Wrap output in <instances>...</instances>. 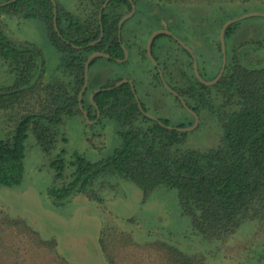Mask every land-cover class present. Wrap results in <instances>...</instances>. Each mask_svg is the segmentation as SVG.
Listing matches in <instances>:
<instances>
[{"label":"trees","instance_id":"1","mask_svg":"<svg viewBox=\"0 0 264 264\" xmlns=\"http://www.w3.org/2000/svg\"><path fill=\"white\" fill-rule=\"evenodd\" d=\"M5 1L8 0H0ZM77 1L76 8L71 11L55 0L59 32L54 28L51 0H16L0 5V20L3 15H8L39 18L45 22L48 41L61 54L69 75L68 80H45L44 64L38 61L40 51L28 44L12 42L0 24V71L13 77L12 85L0 88V115L15 125L10 138L0 139L2 185L22 182L25 141L29 133L35 136L42 151L49 154L56 145L63 116L83 114L79 93L84 84L88 56L103 52L110 56L107 59L116 61L124 57L122 44L127 49L130 45L123 37L127 21L122 26L121 41L118 36V23L131 10L129 0H111L102 10L101 18L100 10L106 0ZM133 2L136 6L147 7L159 22L160 29L174 34L179 31L185 37L196 34L199 21L194 20L193 15L188 21L184 16L186 7L180 9L182 5L176 0ZM250 3L264 8V0H198L189 5L202 8L198 12L201 16L207 13V18H210V11H206V7H214L216 34L212 38L209 34L211 40L208 41L217 50V55L213 61L214 73L208 80L217 76L222 63L221 25L235 18L242 11L239 7ZM152 6L156 11H151ZM162 20L168 23L163 25ZM101 24L102 39L90 44L99 38ZM237 25L238 21L226 29L227 61L222 77L213 85H206L197 78L191 54L175 38L161 33L152 43V54L163 74H170L171 80L176 82L169 85L198 115L199 124L210 123L217 128L215 147L208 150L186 147L190 131L169 129L143 114L129 83L113 87L122 78L98 86L113 88L95 93L88 104L85 100L89 92L87 87L82 102L89 119L97 116L95 105L100 116L116 119L120 145L112 155L98 161L75 155L69 162L68 176L64 174L63 156L54 159L51 166L56 170L55 181L48 189L54 203L63 204L76 195L102 203L101 192L115 187L116 180L124 179L135 183L144 195L161 187L175 189L180 214L189 218V234L201 240L224 246L247 221L254 222L264 233V23H258L260 35L233 41L239 31ZM161 37H167L186 57L177 58L172 44L159 43ZM179 38L185 42L183 37ZM155 49L161 51V58L155 55ZM169 53L178 62L177 74L171 71L173 63L164 61V56L168 57ZM97 59L92 60L90 66ZM153 66L156 71L152 77L153 86L163 87L190 117L175 126L191 125L194 116L164 87L157 67ZM202 69L199 68V72L203 77ZM139 99L147 111L145 102ZM158 119L171 125L168 117ZM2 224L13 235L7 239L0 231V254L7 256L11 264H19L20 257L21 261L31 264H71L56 252L54 238H42L23 219L7 218ZM98 246L106 264H206L200 254L188 255L166 241L137 243L129 233L113 226L102 229ZM249 249H253L259 263L264 264V240Z\"/></svg>","mask_w":264,"mask_h":264},{"label":"rangeland","instance_id":"2","mask_svg":"<svg viewBox=\"0 0 264 264\" xmlns=\"http://www.w3.org/2000/svg\"><path fill=\"white\" fill-rule=\"evenodd\" d=\"M56 1L71 11L76 8L78 2L77 0ZM193 1L198 0H176L182 5L180 9L186 7L187 12L186 14L184 12V16L188 21L192 15L194 20L199 21L195 29L196 34L187 37L179 31L175 34L183 37L195 53L199 62L198 68L202 69L204 63L202 74L203 78L208 80L214 73L213 61L217 55V50L208 40L216 34L217 22L214 19V7H206V11H210V18H207V13L201 16L198 12L202 8L189 6ZM140 7L136 6V12L127 20L123 29V37L130 43L128 60L117 62L100 57L90 66L86 104L91 101V94L98 89V86L118 78L130 79L135 85L138 97L145 102L147 112L157 118L168 117L170 124L175 126L190 117L163 87L153 86L151 83L156 71L144 49L147 48L149 37L160 29V25L147 7ZM239 9L242 11H239L236 17L251 12L264 13V8L255 3L244 5ZM151 11L156 9L152 6ZM259 22L264 23L263 16L239 20L237 25L239 31L233 41L260 35L262 31ZM167 23V20L161 21L163 25ZM0 24L12 42L28 44L40 51L41 56L38 61L44 64L45 80H68L69 75L62 63L61 54L48 41L43 20L3 15ZM159 43L166 46L172 44L171 46L176 49L177 58L186 57L167 37H161ZM154 53L161 58V51L155 49ZM172 55L171 53L167 55L168 57L165 55L164 61L168 60L166 63L171 61L173 63L171 67L174 69L171 71L177 74L178 62ZM164 74L168 84H176L171 80L170 74L166 72ZM12 81L13 77L8 72L0 71V88L9 87ZM14 128L15 125L9 118L0 115V139L10 138ZM118 130L119 125L114 118L100 116L88 121L83 114L63 116L62 123L58 127L56 145L49 154L42 151L35 136L29 133L25 141L22 182L12 186L0 184V231L5 238L10 239L13 234H10V230L7 226L1 225V222L7 218L23 219L37 230L42 238H54L57 242L56 252L71 264H106L98 246V236L103 228L113 226L129 233L137 243L166 241L188 255L200 254L206 264H260L253 249L247 250L264 240V233L255 227L254 222L243 223L237 234L224 246L218 242L201 240L198 236L189 234V218L180 214L177 206V191L172 188L161 187L144 195L135 183L119 179L118 182L116 180L115 187L105 188L101 192L102 203L90 202L85 196L76 195L63 204H55L48 193L49 187L54 184L56 173L51 162L62 155L66 163L64 174L68 176L71 171L69 162L75 155L83 156L90 161L106 158L120 145ZM217 143V128L210 123L202 122L188 133L185 146L208 150ZM0 264H11V262L7 256L0 254ZM19 264L31 263L21 261L20 257Z\"/></svg>","mask_w":264,"mask_h":264},{"label":"water","instance_id":"3","mask_svg":"<svg viewBox=\"0 0 264 264\" xmlns=\"http://www.w3.org/2000/svg\"><path fill=\"white\" fill-rule=\"evenodd\" d=\"M13 1H16V0H8V1H5V2H0V5H7L9 4L10 2H13ZM54 4V17H53V24H54V28L57 32L58 31V24H57V7H56V2L55 0H51ZM111 0H106L104 2V4L102 5L101 7V10H100V14H99V18H101V13H102V10L106 7V5L110 2ZM130 3H131V10L130 12H128L125 16H123L119 23H118V36H119V41H121V30H122V26H123V23L125 21H127L129 18H131L134 13H135V10H136V5L135 3L133 2V0H129ZM252 16H264V13H259V12H251V13H245V14H242L238 17H235V18H232V19H229L227 20L226 22H224V24L222 25L221 27V30H220V34H219V38H220V44H221V50H222V63H221V67H220V70H219V73L217 74V76L215 78H213L212 80H206L202 77V75L200 74L199 72V68H198V60H197V57L195 55V53L192 51V49L185 43L183 42L176 34H174L173 32H171L170 30H167V29H159L157 31H155L154 33L151 34V36L149 37L148 39V42H147V48H146V51H147V56L149 57V59L152 61V63L157 67L158 69V72H159V75L161 77V80H162V83L164 85V87L169 91L171 92L173 95L177 96L182 105L184 106V108L190 112L193 116H194V121L191 125L189 126H184V127H180V126H172V125H166L164 124L162 121H160L157 117L149 114L142 106L141 102H140V99L136 93V89L134 87V83L132 80L130 79H122L120 80L119 82H117L115 84V86L113 87H117L123 83H129L132 87V91L134 93V96L136 98V101H137V104H138V107L139 109L141 110V112L143 114H145L147 117L151 118V119H154V120H157L162 126L164 127H167L169 129H176L178 131H192L194 130L195 128H197L198 124H199V117L198 115L191 109L188 107L187 103L184 101V99L178 94V92L176 90H174L171 86H169V84L165 81L164 79V76H163V72L161 70V68L159 67L158 65V62L157 60L154 58L153 54H152V43L155 39V37L158 35V34H161V33H164V34H168L170 36H173L186 50H188V52L191 54L192 58H193V69H194V73L195 75L197 76V78L204 84L206 85H213L215 83H217L220 78L222 77L223 75V72H224V69H225V65H226V61H227V53H226V42H225V32H226V29L229 25H231L232 23L236 22V21H239L241 19H245V18H248V17H252ZM103 34H104V31H103V26L101 24V27H100V36L97 40L91 42L90 44H95L97 42H99L102 37H103ZM59 35H61L59 33ZM76 47V46H75ZM122 48L124 50V57L122 59H116L117 62H125L128 60V57H129V51L128 49L122 44ZM99 57H105V58H110V56L106 53H103V52H93L91 53L86 62H85V68H84V84H83V87L79 93V106H80V109L84 115V117L88 120V121H91L89 119V116H88V113L87 111L85 110L84 106H83V95H84V92L88 86V82H89V68H90V63L92 60L96 59V58H99ZM113 87L109 86V87H104V88H98L96 90L93 91V93L91 94V100H93V97H94V94L95 93H98L100 91H104V90H108V89H112ZM2 93V92H0ZM96 108H97V118L100 117V111L98 109V106L95 105Z\"/></svg>","mask_w":264,"mask_h":264},{"label":"flooded vegetation","instance_id":"4","mask_svg":"<svg viewBox=\"0 0 264 264\" xmlns=\"http://www.w3.org/2000/svg\"><path fill=\"white\" fill-rule=\"evenodd\" d=\"M135 12H136V10H135ZM165 29V28H164ZM173 37V36H172ZM174 38V37H173Z\"/></svg>","mask_w":264,"mask_h":264}]
</instances>
